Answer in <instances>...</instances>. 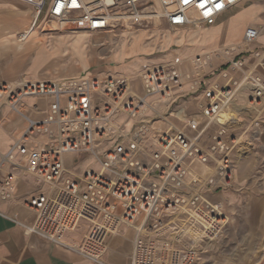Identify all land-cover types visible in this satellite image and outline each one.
<instances>
[{
	"label": "built area",
	"instance_id": "1",
	"mask_svg": "<svg viewBox=\"0 0 264 264\" xmlns=\"http://www.w3.org/2000/svg\"><path fill=\"white\" fill-rule=\"evenodd\" d=\"M17 1L32 8L30 29L17 33L21 41L55 22L58 29L107 37L100 46H119L156 20L173 32L214 26L245 0ZM262 34L264 20L249 24L239 48L226 49L236 53L217 67L215 59L224 57L218 51L195 54L190 70L182 55L143 63L142 94L120 73L1 81L0 105L26 96L51 100L45 117L31 120L1 153L0 199L12 201L20 174L31 175L47 189L22 198L36 214L24 225L27 233L102 262L108 239L133 228L130 264H196L202 238L214 241L227 221L211 193L231 187L235 176L239 124L221 121V114L233 113L234 103L246 106V115L264 113ZM120 115L132 120L129 128L124 121L112 125ZM79 152L94 155L99 168L69 165L66 155ZM80 230L78 244L65 241Z\"/></svg>",
	"mask_w": 264,
	"mask_h": 264
},
{
	"label": "crops",
	"instance_id": "2",
	"mask_svg": "<svg viewBox=\"0 0 264 264\" xmlns=\"http://www.w3.org/2000/svg\"><path fill=\"white\" fill-rule=\"evenodd\" d=\"M246 1L250 0L243 1L238 6L223 14L218 20V23L211 26L213 29L210 30V34H215V32L226 33L229 24H233L237 19L244 18L240 25V37L235 38L236 34L228 37L226 36V41L229 39L233 40L229 43L214 44L211 47L231 44V42H234L236 39L242 38L249 24L259 23L264 20V18L260 17L258 20L253 18V20L246 22ZM251 7H253V5L249 8ZM262 11H264V5L260 12ZM31 20L32 8L29 5L17 0H0V80L19 82L23 79L26 80V78H31L34 80L30 79L28 81H38L43 75L51 80L61 78H55V71L61 70L63 57L59 56L54 65L50 64L47 59H44L45 56H47L46 50L42 47H37V44L43 43L40 32H37L39 34H37L36 37H30L25 41H19L17 38L11 41L7 40L12 34L18 35L17 33L29 29ZM52 24L48 27H51ZM49 29L50 28H48V30ZM69 32L73 34L69 36L75 38V40L80 38L79 34H85L83 36L84 38H86L85 36H89V34L83 30H71ZM146 34L147 32H136L132 35L133 39L130 42L126 41L128 51L124 58L130 61H126V63L123 64L120 74H127L133 81L137 80V73L141 70L142 64L147 61L143 57L136 58L137 50L141 44H143L140 40H143L142 38L146 36ZM210 37L212 36L210 35ZM206 38L208 39L209 37ZM75 40L70 44L72 55L79 57L81 55L85 57V54L89 50L85 51V49H82L80 43H77ZM26 41H29V43H25ZM213 41L217 40L213 39ZM241 41L242 39L233 44L240 43ZM101 42L102 40L100 42L97 41V43L91 42L90 46L97 48L100 46ZM259 43L260 45H264V35L259 38ZM73 44L78 45L80 49L75 51ZM128 52H131V54L129 55ZM127 54L129 57H126ZM133 54L135 55L131 58ZM91 56L94 57V62L108 58L111 65L109 73H118V71L114 72L112 67L115 69L114 63L118 62L116 59L119 58L120 52L112 51L110 55L100 57V59L96 55L89 54L87 59L84 60L86 61V65L90 64ZM185 63L186 68L185 65L184 68L186 70L193 68L188 58H186ZM62 71L63 75L68 76H74V74L78 75V73H80V71L77 73L70 72L67 67ZM90 73L93 74L89 71L88 74ZM27 98L36 101V103L33 101L32 105H30L29 103L31 101L27 103L24 101L23 105L25 106L22 109H15L17 111H15V113H12L9 108H5L2 111L3 117L7 119L6 122L8 123L6 124L5 122L3 124L4 126L7 125L5 127L3 125L0 126V155L1 153L7 152L15 139L26 131L31 120H39L46 115L51 99L40 96H29ZM37 102H41L40 104L38 103L40 105L39 107H35ZM236 105L237 104L234 103L233 106V109L236 108V112H224L221 114L220 120L224 121L225 118H230L234 119L238 124H240V121L246 120V144L247 146L248 144L252 145V148L248 150L249 146H246V172L244 171V164H240L237 180L238 183H242L245 182L246 179V201H250L251 204V206L248 204L246 208L247 214L264 215V113L258 117L249 114L246 115L244 119L242 116L246 114V106L237 107ZM33 107H35V109ZM66 161L68 164L71 163L70 154L66 155ZM94 167L98 169L99 163L94 165ZM46 189L47 186L39 183L33 176L21 173L17 181L15 198L12 201H3L0 199V264H130L135 235L133 228H125L122 234L111 236L108 239V251L102 262L92 261L64 244L50 241L34 233H27L24 225L32 224L36 219V214L33 210L24 205L22 198L26 195ZM221 196L225 200L234 198V195L230 193H225ZM213 200L221 207L218 198ZM84 233L85 230L73 233L69 232L65 236V240L70 244H78ZM216 242H214V245ZM218 245L219 244H216L215 247H218ZM209 251L211 252V250ZM217 256L224 257L225 255L217 253Z\"/></svg>",
	"mask_w": 264,
	"mask_h": 264
},
{
	"label": "rangeland",
	"instance_id": "3",
	"mask_svg": "<svg viewBox=\"0 0 264 264\" xmlns=\"http://www.w3.org/2000/svg\"><path fill=\"white\" fill-rule=\"evenodd\" d=\"M251 5H253V7L249 8ZM257 5L261 6L258 7ZM263 5L264 0L246 1V22L253 20V18L257 20L260 17L264 18V11L260 12L263 8ZM242 20H244V18L237 19V21H235L233 24H229L227 30L228 33L226 31V33L215 32V34H210V30L213 29L212 27H195L187 30L173 32L168 29L164 21L156 20L153 23L154 26L151 25L150 27H152L153 29H157L148 31L146 36L142 38L143 40H140L141 42H143V44H141V46L138 48L136 58L143 57L147 60L146 63L149 61L158 63L163 60H168L175 55H182L187 58L191 54L195 55L196 52L199 53L201 50L210 48L214 44L216 45L220 43H229L233 39H229L226 41V36L228 37L236 34L235 38L240 37V25ZM56 26L57 25L53 24L50 29ZM37 34L39 33L35 32L32 37H36ZM40 35L43 39V43L37 44V47H42L44 50H46L45 52L47 56H45L44 59H47L50 64L54 65L57 62L59 56L63 57V64L60 68L61 70L55 71V78L71 76L62 74V70L66 69V67L68 68V71L70 70V72L73 73H77L78 71H80L78 75H80L82 72L88 74L89 71H91L93 74L98 75H103L107 72L109 73L111 68L109 59H100V57H104L106 55L108 56L112 51L120 52L119 58L116 59L118 60V62L114 63L116 70L112 67V70H114V72L118 71V73H120L121 69L123 68V64L126 63V61H130L129 59L124 58L128 51L126 41L121 43L120 46L111 43L106 44L105 46H98L97 48H93L90 46L91 42L97 43V41L100 42L101 40H105L107 37H104L102 35L89 34L88 37L85 36L86 38H84L83 36L85 34H79L80 38L75 40V38L69 36L73 35L71 32L57 28H53L52 31L48 32H40ZM210 35L212 37H210ZM206 37L209 38L207 39ZM16 38L17 35L12 34L11 37L7 38V40L11 41L12 39ZM213 39H216L217 41H213ZM241 39L242 38L236 39L234 42H239ZM74 40L77 41V43H80L82 49H85V51L89 50L86 53L87 55L85 54V57L81 55L80 57L72 55L70 44H72ZM29 41H26L25 43H29ZM73 47L75 51H78L80 49L76 44H73ZM235 53L236 52H231L230 54L225 55L222 59H215V61L213 62L214 67H217L220 63L230 59ZM89 54L96 55L97 57H99L100 61L94 62V57L91 56L90 64L86 65V61L84 60L87 59ZM128 54L130 55L131 52H128ZM128 54L126 57H129ZM134 55L135 54H133L131 58H133ZM75 75L77 74H74V76ZM30 79L31 78H26V80L23 79L19 82H15L12 80H0V82H7L10 85L14 86L22 81H28ZM48 79L49 78H46L43 75L39 80ZM134 86L136 93L142 94L143 89L139 77L137 78V80H134ZM27 97L29 96H26L22 101L13 104H11L9 100H5V102L0 105V126L7 121V119L3 117L2 112L5 108H9L12 113H15V109H22L25 106L23 105L24 101H26V103L31 101L29 104L32 105V102L34 100H30ZM34 102L36 103V101ZM238 102L244 104L241 100H239ZM38 103L39 102H37V105H35V107L40 106L39 104L41 102L39 104ZM35 107L33 108L35 109ZM242 118L245 119L246 114L243 115ZM7 123L8 122H6V124ZM234 136L237 139L238 145L233 152V158L235 162V176L233 184L228 189L218 190L211 193V197L213 199H219L222 207L221 211L224 215L227 216L226 225L224 226L221 235L211 243H208L205 238H202L204 239V241H202L203 245H200L198 247V249L200 248V250L202 251V254L196 264H264V215L247 214L246 208L248 204L249 206H251V204L250 201H246V179L245 182L242 183H238L237 180L240 171V164H244V171L246 172V148L248 146V150H251L252 148V145L248 144L247 146L246 144V120L240 121L239 128L234 132ZM70 156L71 163H69V165H76L75 168H78L79 170H83L88 166H92L93 168H95L94 165H96L98 162V159L94 155L87 152L70 154ZM225 193L233 194L234 198L231 200H225L221 196ZM190 237L195 238L192 235H190ZM214 242H216L215 245L219 244L218 247H215ZM209 250H211V252ZM206 251H209L210 253ZM217 253L225 256L219 257L217 256Z\"/></svg>",
	"mask_w": 264,
	"mask_h": 264
},
{
	"label": "bare ground",
	"instance_id": "4",
	"mask_svg": "<svg viewBox=\"0 0 264 264\" xmlns=\"http://www.w3.org/2000/svg\"><path fill=\"white\" fill-rule=\"evenodd\" d=\"M52 23H54V24H56L55 22H51V23H47V24H45V27H44V29L42 30V25L41 26H39V27H35L32 31H31V33H30V35L28 36V38L27 39H29L30 37H32V35L35 33V32H47V31H50V30H52V29H49L48 30V28H50V27H48V26H50ZM53 25V24H52ZM199 27V26H198ZM54 28V27H53ZM56 28V27H55ZM58 28V27H57ZM29 29H30V27H29ZM29 29H27V30H29ZM157 28H150V29H140L139 31H142V32H148V31H151V30H156ZM188 29H191V28H188ZM183 30H187V29H183ZM139 31H137V32H139ZM181 31V30H180ZM178 32V31H177ZM263 36V34L259 37V38H261ZM17 39L19 40V38H18V35H17ZM26 39V40H27ZM19 41H21V40H19ZM23 41H25V40H23ZM242 42V41H241ZM241 42L240 43H235V44H233L234 42H231V44H228V45H218V46H215V47H211V48H208L207 50H203V51H201V52H199V53H215V52H217L218 51V53H219V55H221V56H225L226 54H228V52H230V50H226L227 48H235V49H238L239 48V46H240V44H241ZM226 47V48H225ZM87 51V50H86ZM198 53V52H197ZM196 54V53H195ZM193 56H194V54H191L190 56H188L187 58H188V60L191 62V64H192V66L194 65L193 64ZM121 74H125V73H121ZM139 74H140V71L137 73V77L139 76ZM127 75V74H126ZM128 76V75H127ZM129 77V76H128ZM130 78V77H129ZM131 79V78H130ZM57 80V79H56ZM133 92H136L134 89H133ZM3 100H4V98H3ZM3 100L2 101H0V103L1 102H3ZM145 103H147L148 101H147V98H145ZM121 121H124V122H126V126H127V128H129L130 127V125H131V123H132V120H125V118H124V116H119L118 118H115L114 119V121H113V123H112V125H116V123H118V122H121ZM98 163V162H97ZM223 213V212H222ZM226 216V215H225ZM226 218H227V216H226ZM227 220V219H226ZM66 241V240H65Z\"/></svg>",
	"mask_w": 264,
	"mask_h": 264
}]
</instances>
